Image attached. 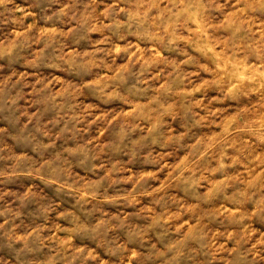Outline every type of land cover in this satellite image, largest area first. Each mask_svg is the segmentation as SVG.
Masks as SVG:
<instances>
[{
	"label": "clouds",
	"instance_id": "obj_1",
	"mask_svg": "<svg viewBox=\"0 0 264 264\" xmlns=\"http://www.w3.org/2000/svg\"><path fill=\"white\" fill-rule=\"evenodd\" d=\"M0 264H264V0H0Z\"/></svg>",
	"mask_w": 264,
	"mask_h": 264
},
{
	"label": "rangeland",
	"instance_id": "obj_2",
	"mask_svg": "<svg viewBox=\"0 0 264 264\" xmlns=\"http://www.w3.org/2000/svg\"><path fill=\"white\" fill-rule=\"evenodd\" d=\"M213 99H214V98H213ZM214 110H215V109H214ZM230 116H231V114H230ZM230 116H229V117H225V119H226V120L229 119ZM213 135H215V132L213 133ZM130 174H135V170H132V172H131ZM169 174H170V173H169ZM166 179H167V175L161 179V183H163ZM145 207H146V208H150V205H145Z\"/></svg>",
	"mask_w": 264,
	"mask_h": 264
}]
</instances>
